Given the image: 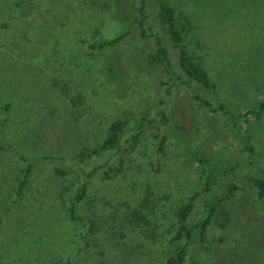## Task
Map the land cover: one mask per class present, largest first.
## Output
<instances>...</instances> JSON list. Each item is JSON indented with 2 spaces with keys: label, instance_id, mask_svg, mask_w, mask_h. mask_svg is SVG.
Masks as SVG:
<instances>
[{
  "label": "rangeland",
  "instance_id": "1",
  "mask_svg": "<svg viewBox=\"0 0 264 264\" xmlns=\"http://www.w3.org/2000/svg\"><path fill=\"white\" fill-rule=\"evenodd\" d=\"M115 1L119 0H0V108L9 103L4 113L0 111V135L24 154L64 158L62 164L46 163L35 169L31 186L14 204V189L25 163L0 150V264H54L68 255H80L84 237L79 224L68 219L64 201L80 183L81 171L109 158L110 167L99 174L90 194L98 192L117 203L132 195L137 185L151 184L161 189L159 197L169 209L200 188L208 158L219 146L209 128L212 118L197 111L189 91L170 86L162 67L148 59L153 49L149 34L160 29L147 1L142 16L146 38L127 40L120 54L114 49L99 54L88 48L92 39L109 38L121 30L122 23L112 15ZM132 1L139 13L140 0ZM176 6L184 34L193 43L192 56L212 82V93L198 85L196 90L222 100L231 110L264 100V0H177ZM161 38L171 74H176L175 52L162 34ZM54 50L59 51L55 61L71 57L81 63L94 96L90 109L73 106L61 96L57 78L38 68L37 63L45 64L44 58ZM109 64L115 67L112 73L107 71ZM116 115H143L136 143L130 137L135 131L130 118L120 150L84 162L73 160L81 146L93 147L101 140L106 123ZM240 121L252 149L250 159L264 169V110L259 118ZM165 129L172 130L164 148V166L158 170L155 135ZM55 166L65 173L58 175ZM112 168L122 172L114 176ZM232 179L226 173L224 185ZM241 186L233 197L220 202L205 242L194 247L202 264H264V197H257L244 182ZM206 197V191L199 192L190 221L199 215ZM130 238L133 242L112 264H163L171 249L166 242L144 241L142 235L131 233Z\"/></svg>",
  "mask_w": 264,
  "mask_h": 264
},
{
  "label": "trees",
  "instance_id": "2",
  "mask_svg": "<svg viewBox=\"0 0 264 264\" xmlns=\"http://www.w3.org/2000/svg\"><path fill=\"white\" fill-rule=\"evenodd\" d=\"M145 1L151 6L153 17L160 29V33L149 34L153 38V49L148 56L149 61H154L162 67L163 75L169 76L170 86H182L189 91L190 101L195 104L197 111H202L212 118L213 123L209 125V128L215 135V141L219 140V146L208 158L206 175L200 188L189 193L183 202L169 209L166 208V202L159 197L161 189L151 184L146 187H140L142 183L137 185V191L135 190L132 195L122 198L123 201L117 203L104 196H98V192L90 194L99 174L109 166V158L81 171L80 183L64 203L68 219L80 226L84 244L78 248L79 256L74 258L68 255L64 261L57 259L54 264H101L100 261L116 263L126 245L130 244L131 233L137 236L142 235L144 241H150L154 245L166 242L168 246H171V249L165 253L163 264H184L185 262L202 264L197 260L193 249L197 243L205 242L207 227L220 202L233 197L242 188L243 182L257 197H264V169L258 168L251 161L252 149L245 139L244 127L240 121L248 116L259 118L264 110V100L259 101L256 106L231 110L222 100L209 99L196 90L195 85H198L212 93V82L205 69L192 56L193 43L184 34V26L176 6L177 0H140L139 13L135 11L132 0L115 1L118 5L112 15L119 24L122 23L121 30L109 38L92 39L88 42V48L99 54L113 49L120 54L124 51L121 47L127 40L130 41L135 36L144 38L146 32L142 16L145 13L143 9ZM73 11H68V15L71 14L72 17ZM62 23L65 24L61 22L59 25ZM161 34L175 52L178 67L176 74L172 75L169 69V57L162 43ZM58 52V50L49 52L44 58L46 63H37L38 68L57 78L61 96L73 106L80 105L90 109L95 105L92 101L94 96L90 90L91 85L88 86L85 82L81 63L76 64L77 60L71 57L63 60L57 58L55 61L54 56L57 57ZM113 70H115L114 65L109 64L107 71L112 73ZM8 107L9 103H5L0 111L4 113ZM130 118L135 122V131L130 137L136 143L135 140L138 139L142 129L143 115H132L127 118L116 115L106 123L101 140L93 147L81 146L72 155V159L76 162H84L94 155L120 150L121 138L127 130ZM171 130L165 129L161 134L155 135L154 155L155 163L159 166L158 170L160 166H164L162 157ZM232 140L236 144L233 145ZM0 150L14 153L20 161L25 163L14 189L12 200L14 204L23 198L27 188L31 186V176L35 169L46 163L62 164L64 159L62 156L49 154L35 156L24 154L14 149L1 135ZM54 170L58 175L65 173L60 166H55ZM120 172L122 170L116 168L113 174L118 176ZM103 173L108 175L107 171ZM226 173L233 175V183L230 185H224L223 178ZM201 191H206L207 197L199 215L190 221L194 200ZM150 196L154 201L145 204ZM1 220L0 215V223ZM72 242H75V238L70 241V244Z\"/></svg>",
  "mask_w": 264,
  "mask_h": 264
}]
</instances>
